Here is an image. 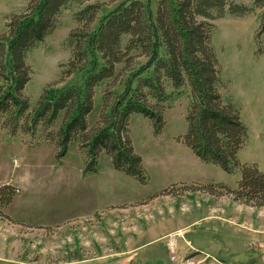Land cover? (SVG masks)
<instances>
[{"label":"rangeland","instance_id":"1","mask_svg":"<svg viewBox=\"0 0 264 264\" xmlns=\"http://www.w3.org/2000/svg\"><path fill=\"white\" fill-rule=\"evenodd\" d=\"M123 1L126 0H82L61 10L54 31L27 56L31 76L24 94L29 97L31 108L48 84L62 78L72 52L68 36L79 24L76 13L89 4H100L92 25L96 27L101 16ZM235 1L252 5L249 0ZM151 2L155 9L157 0ZM27 5L28 0H0V34L7 31L9 18L22 13ZM263 10L255 8L245 17L227 15L217 19L212 35L224 81L222 94L239 106L248 128L239 160L257 164L262 171L264 35L258 37L257 33ZM127 40V36L123 38V45ZM144 61V57L137 58L135 67ZM121 67L118 65L117 69ZM74 80L71 77L66 82ZM105 86L103 83L98 88L96 106L88 117L90 125L99 116ZM115 89L122 91L123 85L118 83ZM188 104L186 95L172 100L159 135L154 134L148 118L141 114L131 117L130 136L149 174L145 184L116 170L105 152L99 157L98 173L84 172L86 153L77 140L70 142L67 154L58 160V147L39 133L35 137L23 133L12 136L0 122V186L11 184L16 190L10 204L0 202V264H198L194 258L202 255L213 257L219 264H264V206L239 203L230 194L218 196L199 190V186L210 181L237 188L241 171L228 173L201 161L177 140L187 131ZM190 154L195 161L190 160ZM163 163H199L195 170V180L199 181L174 184L171 194L146 200V196L169 185L168 179L162 177ZM91 175L98 176L90 180ZM100 186L106 197L102 194L96 202L92 197L91 201L84 200V192ZM142 198V202L111 205L86 217L94 206L103 208L106 204ZM179 212L181 215L171 221ZM75 213L81 217L63 225L40 226L53 224L54 215L68 218ZM184 219L198 221L168 236H179L180 259L173 261L165 243L168 237L164 235ZM193 239L205 241L206 246L212 243L211 250L214 247L220 253L194 252Z\"/></svg>","mask_w":264,"mask_h":264},{"label":"trees","instance_id":"2","mask_svg":"<svg viewBox=\"0 0 264 264\" xmlns=\"http://www.w3.org/2000/svg\"><path fill=\"white\" fill-rule=\"evenodd\" d=\"M81 1L28 0L22 13L9 18L7 31L0 34L2 127L12 136L39 133L58 147V160L67 154L70 142L77 140L86 153L84 172H97L99 157L105 152L116 170L145 184L149 174L134 148L130 119L143 115L159 135L172 100L186 95L188 127L177 140L201 161L228 173L241 171L237 188L210 181L199 190L264 206V171L239 160L248 128L239 106L222 94L221 65L212 43L215 20L227 15L245 17L255 8L264 9V0H249L252 5L235 0H157L155 9L151 0H126L101 16L96 27L92 25L101 5L89 4L76 13L79 24L68 36L72 52L62 78L48 84L31 108L24 94L31 76L28 53L54 31L63 8ZM257 35H264V10ZM140 57L145 61L135 67ZM118 65H122L120 70ZM71 77L75 80L66 82ZM103 83L100 113L90 125L88 117ZM118 83L122 91L115 89ZM173 186L146 200L171 194ZM15 191L11 184L0 186V202L10 204Z\"/></svg>","mask_w":264,"mask_h":264},{"label":"crops","instance_id":"3","mask_svg":"<svg viewBox=\"0 0 264 264\" xmlns=\"http://www.w3.org/2000/svg\"><path fill=\"white\" fill-rule=\"evenodd\" d=\"M100 102H101V96H100ZM96 103H97V100H96V96H95V106H96ZM100 109H101V106H100ZM190 158H191V154H190ZM193 159H194V157H192L190 160L193 161ZM194 161H195V159H194ZM198 165H199V163H163V165L161 166L163 168L162 177L164 179H168L167 183L169 184L165 188H168V187H170L171 185H174V184H180V183H185V182L189 183V182L199 181V180H195L196 179L195 170L197 169ZM90 173H92V172H90ZM96 173H98V170H97ZM89 176H90V174H89ZM91 176L92 177H89L90 180L96 179L95 177H97L98 175H91ZM91 189H89V191H87L86 193L85 192L83 193L84 200L87 199V200L91 201L90 197H92L94 202H96V201H99L101 199L102 194H104L105 197H106V191L104 190V193H103V190H102L101 186L97 190L93 188L94 191H91ZM144 198L131 200V201L120 202V203H116V204H108V205L106 204L103 208H101V206H99V207L94 206L93 210L88 215H86V217H90L92 215H95L96 213H100L103 210H105L106 207L111 206V205H115L116 206L118 204H124V203L142 202V201H144ZM146 198H147V196H146ZM63 212H64V210H63ZM65 215L66 214L64 212L63 216H65ZM78 215H79L78 213H75L74 215L69 216L68 218L67 217H63V216H59V215L58 216L54 215L56 218H55V220H54L55 222H53V224H48V223L41 224L40 223V226L47 227V226H54V225H63L65 223H68V222H70V221H72L74 219H77V218L81 217V216H78ZM180 215H181L180 212L177 215L174 214V217L171 219V221L175 220L177 218V216H180ZM183 218H184V216H183ZM197 221L198 220H195V219H193L191 221H188V222H187V220L185 221V219H184V221L181 220L180 222H178L179 224H177V226H175V228L170 229L167 232V234L164 235V237L165 236L168 237L169 235H172V234H174V233H176L178 231H181L184 228H187V226L190 227V226L193 225V223L196 224ZM192 242H193V245H194V247H193L194 248V252H201L202 253L203 251H205V252H207V255H209V254H212L213 251H215L214 247L211 250L212 243H210V244H208V246H206L207 243L205 241H203L204 243H202V240L193 239ZM217 250L219 251V245L217 246ZM215 253H218V252L215 251ZM204 257H206V259L203 260ZM194 259H195V261L199 262V263L197 262L198 264H219L213 257H211V258L209 257L207 259V256H203L202 255V256H196ZM223 261H225V260L223 259ZM225 263L229 264L228 262H225Z\"/></svg>","mask_w":264,"mask_h":264},{"label":"built area","instance_id":"4","mask_svg":"<svg viewBox=\"0 0 264 264\" xmlns=\"http://www.w3.org/2000/svg\"><path fill=\"white\" fill-rule=\"evenodd\" d=\"M178 238H179V236L174 235V236L168 237V239L166 241L167 248H168L170 255H171V260H173V261H177L180 259L177 255L179 253V252H177Z\"/></svg>","mask_w":264,"mask_h":264}]
</instances>
